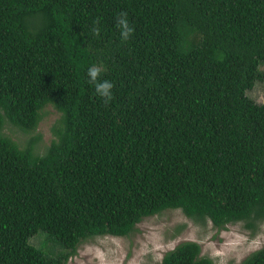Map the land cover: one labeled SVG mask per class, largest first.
Here are the masks:
<instances>
[{"label": "trees", "instance_id": "16d2710c", "mask_svg": "<svg viewBox=\"0 0 264 264\" xmlns=\"http://www.w3.org/2000/svg\"><path fill=\"white\" fill-rule=\"evenodd\" d=\"M263 64L264 0H0V264H68L168 209L256 229L264 103L248 91ZM49 105L61 118L44 154L40 136L4 131H36ZM39 231L67 251L46 256ZM161 264L216 263L184 241ZM236 264H264V246Z\"/></svg>", "mask_w": 264, "mask_h": 264}, {"label": "rangeland", "instance_id": "374dc122", "mask_svg": "<svg viewBox=\"0 0 264 264\" xmlns=\"http://www.w3.org/2000/svg\"><path fill=\"white\" fill-rule=\"evenodd\" d=\"M261 70L264 72V64ZM248 95L264 103V80L258 81ZM60 118L61 113L49 105L42 111L36 131L26 133L12 124H7L4 131L20 145L40 136L36 150L44 154L56 139L54 127ZM184 241L199 242L202 255L212 258L216 264H236L264 246V221L256 229L248 228L244 222L219 229L210 220L193 219L181 209H168L144 218L128 236L104 235L82 242L68 264H161L166 252ZM31 243L50 258H59L67 251L57 238L44 231H39Z\"/></svg>", "mask_w": 264, "mask_h": 264}, {"label": "clouds", "instance_id": "9594fccd", "mask_svg": "<svg viewBox=\"0 0 264 264\" xmlns=\"http://www.w3.org/2000/svg\"><path fill=\"white\" fill-rule=\"evenodd\" d=\"M118 27L121 28V36L124 40H127L129 35L132 32V28L129 26L127 19H125L123 16L118 20ZM101 71V69L99 67L96 66H92L89 68L88 70V75L91 78V81L95 82L97 79V76L99 74V72ZM113 87V84L108 82V81H104L102 83H97L96 84V90L97 93L101 96V97H107V98H111L112 93H111V89Z\"/></svg>", "mask_w": 264, "mask_h": 264}]
</instances>
